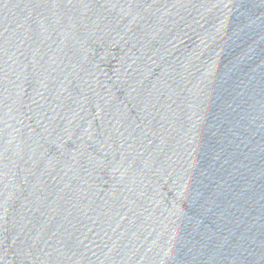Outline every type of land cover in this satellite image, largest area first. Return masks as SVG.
<instances>
[{"label": "water", "instance_id": "obj_1", "mask_svg": "<svg viewBox=\"0 0 264 264\" xmlns=\"http://www.w3.org/2000/svg\"><path fill=\"white\" fill-rule=\"evenodd\" d=\"M0 264H264V0H0Z\"/></svg>", "mask_w": 264, "mask_h": 264}]
</instances>
